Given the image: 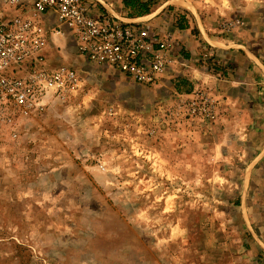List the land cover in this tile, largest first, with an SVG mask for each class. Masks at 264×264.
I'll list each match as a JSON object with an SVG mask.
<instances>
[{"label":"rangeland","instance_id":"1","mask_svg":"<svg viewBox=\"0 0 264 264\" xmlns=\"http://www.w3.org/2000/svg\"><path fill=\"white\" fill-rule=\"evenodd\" d=\"M140 2L155 27L176 28L181 7L204 19L227 8L214 34L246 36L264 61V0ZM48 55L80 87L0 122V264H264V160L249 158L242 111L216 101L214 120L191 115L185 78L136 84L87 64L67 36Z\"/></svg>","mask_w":264,"mask_h":264},{"label":"built area","instance_id":"2","mask_svg":"<svg viewBox=\"0 0 264 264\" xmlns=\"http://www.w3.org/2000/svg\"><path fill=\"white\" fill-rule=\"evenodd\" d=\"M121 1L0 0V122L30 121L77 91L73 69L48 66L49 49L66 36L87 64L139 85L158 83L172 63L174 31L148 25L149 16L123 17ZM183 106L191 115L216 117V101L203 92Z\"/></svg>","mask_w":264,"mask_h":264},{"label":"crops","instance_id":"3","mask_svg":"<svg viewBox=\"0 0 264 264\" xmlns=\"http://www.w3.org/2000/svg\"><path fill=\"white\" fill-rule=\"evenodd\" d=\"M181 8V11L174 9V12L180 14H177L178 18L186 21L187 28L179 30L170 24L175 35V49L168 72L188 80L191 91L184 93L185 97H193L196 92L208 88L203 93L213 96L219 106L229 104L242 111L240 119H234L241 123L239 126L246 128L249 144L255 143L257 147L253 155L249 152V158L253 162L264 160V61L258 56L260 51L250 47L246 36L234 39L214 34L217 23L212 21L220 15L227 16V8L210 13L205 19L200 11L190 13L192 11L189 9ZM205 58L213 63L215 71L204 65ZM229 118L220 117L222 122L231 120ZM253 132L256 133L255 140L251 137ZM253 170L254 167L249 171L250 175Z\"/></svg>","mask_w":264,"mask_h":264},{"label":"trees","instance_id":"4","mask_svg":"<svg viewBox=\"0 0 264 264\" xmlns=\"http://www.w3.org/2000/svg\"><path fill=\"white\" fill-rule=\"evenodd\" d=\"M121 4L124 9H129V10H137V14L131 13L128 15L129 19H135V18H141L150 15L148 8L146 5H143L140 0H122ZM173 25L179 29V30H184L187 28V23L185 20H181L180 18L175 17L173 18ZM176 90L178 89V86L175 85ZM191 90L190 88L186 91V93H189Z\"/></svg>","mask_w":264,"mask_h":264}]
</instances>
